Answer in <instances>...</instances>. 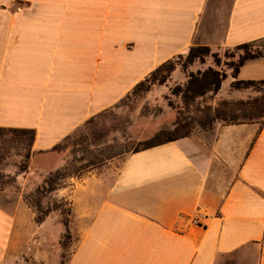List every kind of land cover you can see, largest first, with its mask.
Returning a JSON list of instances; mask_svg holds the SVG:
<instances>
[{
	"label": "crops",
	"instance_id": "obj_1",
	"mask_svg": "<svg viewBox=\"0 0 264 264\" xmlns=\"http://www.w3.org/2000/svg\"><path fill=\"white\" fill-rule=\"evenodd\" d=\"M227 1L219 24L209 0H0V127L35 131L17 181L61 167L51 148L164 61L263 38L264 0ZM237 78L264 80V56ZM105 182L57 189L77 233L61 264H264V124L216 122L128 152ZM10 193L0 190V264L26 258L34 241L43 263L59 264L47 246L65 229L52 222L49 234L21 194L3 202Z\"/></svg>",
	"mask_w": 264,
	"mask_h": 264
},
{
	"label": "rangeland",
	"instance_id": "obj_2",
	"mask_svg": "<svg viewBox=\"0 0 264 264\" xmlns=\"http://www.w3.org/2000/svg\"><path fill=\"white\" fill-rule=\"evenodd\" d=\"M208 4L207 10L212 14V16H209L210 20L214 21V23H222L229 2L227 0H209ZM257 44H264V41ZM240 52V50L234 49V46L213 47L211 48L212 54L205 56L202 60L196 59L187 64H184L186 53L177 55L172 58L175 62V67L164 83L154 84L147 91L136 94L130 93L113 107L94 115L89 121L83 123L74 133H71V139L66 141V145L62 150L53 152V154L57 153L63 160V165L59 168L68 166L67 171L76 172L77 176H79L62 179L59 188L68 187L71 184H77L78 186L88 185V188L96 186L98 188L102 181L106 184L107 176L111 177L116 172L124 156L160 129L167 131L176 129L178 133L190 129V134L205 130L195 125L194 122L193 124L185 123L186 126H183L184 122L189 121L190 116H198V114L193 105L188 107V109L185 108L177 92L184 85L190 73L202 71L208 66L224 72L229 81L231 79L229 63L236 60ZM216 60L219 64H216ZM259 87L264 88V83L259 84ZM255 94L256 92L252 91V89L235 90L231 88L230 82H226L224 86L221 85L216 95L207 94L205 98L206 104L216 106L221 100L246 99ZM177 119L181 123L175 124ZM216 122L224 123L219 120L215 121L213 125ZM1 147H3L2 153L9 151V154L6 153L5 157L0 155V174L10 176L13 181L8 183L7 181L11 178L3 177L0 180V186L4 187L0 190L9 189L11 191L3 202L12 204L20 194L22 196L33 192L48 173L31 172L24 177V180L17 181L14 174L19 172L18 163L20 157L16 155L17 148H12L8 142H0ZM92 160L93 162H91ZM32 164L38 168H45V165H50V162L35 158ZM91 176L92 180H87V177ZM57 192L58 190H55L47 194L42 200V207L51 208L45 222L47 223L46 227H48L47 232L49 234L52 222L58 223L60 227L65 229L57 239L49 235V239L50 241L52 240L55 247L53 248L50 245V241L48 242L49 246H47L53 252H60L57 255L61 256L59 263L61 264L66 259L68 251L72 249L77 233L74 232V227L71 224V220L75 216L71 202L66 198L60 197ZM31 212L34 220L33 209H31ZM66 219L68 221L67 228L63 223ZM31 240H35V237ZM63 242H66L65 246H63ZM31 243L33 251L31 250L30 254L28 252L26 258L16 260L14 264H48L43 263V260H41V251H34L36 241ZM38 249L41 250V248ZM223 262L224 264H239L238 261L230 258H225Z\"/></svg>",
	"mask_w": 264,
	"mask_h": 264
},
{
	"label": "trees",
	"instance_id": "obj_3",
	"mask_svg": "<svg viewBox=\"0 0 264 264\" xmlns=\"http://www.w3.org/2000/svg\"><path fill=\"white\" fill-rule=\"evenodd\" d=\"M263 41L264 37L234 46V49L240 50L241 52L236 60L229 63V68L231 69L230 76L233 78L230 83L231 88L235 90L252 89V91L256 92L253 96H249L246 99L221 100L216 104V106H211L206 104L205 97L207 94L212 96L216 95L227 75L211 66L206 67L202 71H197L196 73H190L188 75L184 85L180 87L177 94L180 95L186 109L192 105L195 106V111L198 116H188L189 121L184 122L183 126H186L185 123L193 124L194 122L195 125L200 128L207 129L211 128L215 121L220 120L226 124L256 122L259 124V127H262L264 124V88L259 87V84H263L264 80L238 79L237 74L245 61L264 56V44H257L258 42ZM210 54H212L211 47L207 45H192L186 51L184 64L191 63L196 59L202 60L205 56ZM216 64H219L218 61ZM174 67L175 62L173 59L164 61L154 68L145 78L136 83L127 95L130 93L136 94L147 91L154 84L164 83ZM90 119L91 118L87 121ZM87 121H85V123ZM178 123H181L179 119H177L175 124ZM75 131H73V133ZM190 132V129H186L185 131L179 133L176 129L174 131L160 129L152 134L151 137L141 142L138 147L132 149L130 152H136L141 149L173 141L177 138L189 135ZM34 137L35 131L33 129L0 127V142H8L12 148H17L16 155L20 157V161L18 163L19 172H23L28 169V162L32 153L31 146ZM71 137L72 134H69L60 143L55 144L51 150H62L66 145V141L70 140ZM2 149L3 147L0 148V155L5 157L6 153L9 154V151H4V153H2ZM91 162H93V160ZM67 168L68 166H65L48 172L33 192L22 195L23 201L29 208L33 209L35 214V223L39 224L43 222L51 211L50 207H42L43 198L47 194L59 189L60 181L62 179L74 176L79 177L76 172L67 171ZM3 177L11 178L8 175L0 174V180ZM11 181H13L12 178L7 182L9 183ZM3 187L4 186H0V189ZM63 223L67 228V219ZM65 245L66 242H63V246Z\"/></svg>",
	"mask_w": 264,
	"mask_h": 264
},
{
	"label": "built area",
	"instance_id": "obj_4",
	"mask_svg": "<svg viewBox=\"0 0 264 264\" xmlns=\"http://www.w3.org/2000/svg\"><path fill=\"white\" fill-rule=\"evenodd\" d=\"M198 219H199V217L195 216L192 221L196 222V221H198Z\"/></svg>",
	"mask_w": 264,
	"mask_h": 264
}]
</instances>
